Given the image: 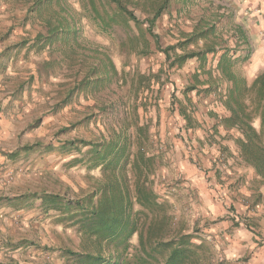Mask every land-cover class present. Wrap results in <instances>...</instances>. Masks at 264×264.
Here are the masks:
<instances>
[{
  "label": "rangeland",
  "instance_id": "rangeland-1",
  "mask_svg": "<svg viewBox=\"0 0 264 264\" xmlns=\"http://www.w3.org/2000/svg\"><path fill=\"white\" fill-rule=\"evenodd\" d=\"M162 1L127 0V3L134 14L144 20L153 15ZM12 2L0 0V54L9 44L20 43L23 38L33 39L43 29L38 21L25 20L23 3ZM202 16L207 18L209 24L217 21L219 32L222 30L228 45L234 49L231 53L238 57L248 55V59L238 63L237 68L252 83L264 71V0H170L168 8L162 12L153 28L159 36L161 47L176 43L183 36L182 33L191 32ZM130 25L135 36L146 24L140 26L131 21ZM85 26L90 40L106 49L118 71L121 74L123 71L131 72L130 82L134 74L150 72L156 75L151 80L150 90L145 92L147 100H142L144 107L142 101H138L140 106L130 116L138 121V126H146L148 140L142 144L146 145L147 152L155 153L158 157L149 180L158 195L172 203L174 230L183 229L194 236L195 243L202 244V264H250L254 251L258 247L262 250L264 245V226L259 223L264 216V191L261 190V198L256 196L257 175L239 158L235 142L228 137L221 138L220 134H225L222 126L218 128L219 136H215L219 117L227 114L218 94L203 92L206 85L188 90L187 86L194 81L193 75L197 71L202 79L206 78L204 71L199 70L197 58L171 67L165 54L157 48L155 38L148 33L146 37L151 54L139 56L128 51L126 43L129 38L122 23H115L114 32L108 35L101 34L94 21H85ZM138 41H142L141 37ZM31 44L33 40L20 50L15 48L14 52L19 53L14 59L0 56V102L4 101V111L9 114L6 125H1L0 146L8 151H16L18 146L41 140L46 149L27 153L22 148L16 158L9 157L2 171L0 263L14 258L20 264H68L61 248L77 246L79 238L76 229L56 225L41 210L39 201L29 202L23 197L41 190L47 173H54L75 191L85 187L84 169L71 164L77 151H65L62 147L68 136L84 133L85 127L71 129L66 134H57V130L62 125L67 126L82 119L98 102L80 96L62 110L51 112V106L57 102L63 89L52 83L56 78L53 77L55 72L47 73L43 69L42 63L49 57L48 50H31ZM59 75H63V71ZM130 85L126 82L115 83L113 89L118 91L117 97L126 101ZM3 87L5 89L1 90ZM185 95L191 101H186ZM131 99L136 101L134 97ZM182 106L193 116L191 122L180 114ZM122 110L123 114H129L126 107ZM39 117L41 122L36 126L34 121ZM136 128L134 123L130 129L134 149L139 144L136 142ZM89 135L86 134L87 137ZM208 153L213 154L209 166L201 160ZM214 157L216 160H213ZM186 161L196 165V175L184 173L181 163ZM222 165H226L229 171L224 172ZM233 166L237 167L234 170L242 180L236 181V191L244 185L247 188L246 195L244 190L241 191L244 196L240 197V202L237 199L233 202L235 195H231L234 189L229 178L234 173ZM246 180L252 187L245 184ZM251 188L255 192H250ZM213 205L220 206V211L212 210ZM225 221H231V226L226 227ZM237 227L253 230L257 245L255 250L247 251L233 261L227 258L223 250V240L225 234H232ZM259 260L261 262L262 258Z\"/></svg>",
  "mask_w": 264,
  "mask_h": 264
},
{
  "label": "trees",
  "instance_id": "trees-1",
  "mask_svg": "<svg viewBox=\"0 0 264 264\" xmlns=\"http://www.w3.org/2000/svg\"><path fill=\"white\" fill-rule=\"evenodd\" d=\"M8 1L23 3L25 20L38 21L43 29L33 39L23 38L20 43L9 44L0 56L14 59L19 53L14 49L26 47L31 40V50H48L43 69L47 73L55 72L52 83L63 89L51 106V112L62 110L80 96L98 102L82 119L57 130V134H66L71 129L85 127L84 133L68 136L62 144L65 151H77L71 164L84 169L85 187L75 191L54 173H47L42 189L23 197L29 202L39 201L41 210L56 225L76 229L77 246L61 248L68 264H202V244L195 243L191 233L174 230L173 205L158 195L149 180L158 157L147 152L146 145L142 144L148 140L146 126H138V121L130 116L140 106L139 102L147 100L145 92L150 90L151 80L156 75L134 74L130 82L131 72L121 74L106 49L90 40L85 21H94L100 33L106 35L114 32L115 23H122L129 38L128 51L139 56L151 54L148 33L155 38L157 48L165 54L171 67L197 58L199 70L204 71L206 78L202 79L197 71L187 88L190 91L206 85L203 92L218 94L227 114L219 117L215 136H219L218 128L222 126L225 134H220L221 138L228 137L235 142L239 158L257 175L255 194L258 198L264 191V71L249 83L237 68L248 55L238 57L231 53L234 49L228 45L222 30L219 32L217 21L209 24L204 16L191 32L182 33L176 43L162 48L153 28L170 0H163L153 15L144 20L128 7L127 0ZM131 21L146 25L134 36ZM60 71L63 75L57 76ZM122 82L131 83L126 101L117 97L118 91L113 89L115 83ZM122 99L124 101H120ZM185 99L191 101L187 95ZM141 105L144 107L145 103L142 101ZM125 107L129 114L122 113ZM179 112L187 122L193 120L185 106L180 107ZM40 122L41 117L34 124L37 126ZM134 123L139 143L136 149L130 132ZM44 144L38 140L22 148L33 153L46 149ZM15 205L21 206L20 203ZM0 264L20 263L12 258Z\"/></svg>",
  "mask_w": 264,
  "mask_h": 264
},
{
  "label": "crops",
  "instance_id": "crops-1",
  "mask_svg": "<svg viewBox=\"0 0 264 264\" xmlns=\"http://www.w3.org/2000/svg\"><path fill=\"white\" fill-rule=\"evenodd\" d=\"M1 73L3 74V72H1ZM4 89H5V87H3L1 90H4ZM4 107H5L4 101L0 102V130H1V125L3 127L8 122L7 118H8L9 114L6 111H4ZM22 147L18 146V148H16V151H8V150H6V148H4V146H2V147L0 146V179H1L2 175H3L2 171H3L4 167H6L7 162L10 160L9 157L12 156V157L16 158L17 155L15 156L14 153H16L18 151H21ZM196 151L197 150H195V152ZM212 153H214V152H212ZM211 157L213 158V154L208 153V155L203 156L201 160L205 163V165L209 166V164H210L209 159ZM5 159H7V160H5ZM204 159H207V161L205 162ZM213 160H216L215 157H214ZM228 160H229V158H228ZM181 165L184 168L183 169L184 173L186 171L188 175H190V174H193V175L195 174L196 175L197 174V168H196L195 164H191V163H188L186 161V162H184V164L182 162ZM225 167H226V165H222L221 166V168L224 170V172H225V170L228 172L229 169H227V167L226 168ZM235 168H237V167L233 166L232 171L234 173L231 175V178H229V180L233 183V189H234L233 191H231L232 192L231 195L232 194L235 195V197H232L233 202H235L236 199H237V202H240L239 201L240 197L244 196L241 193V191L244 190V193H245V191H247L246 190L247 188L244 185V186L239 187L237 189V191H236V187L234 185L236 184V181L238 183L241 179L239 178L240 174L236 170H234ZM241 182H242V180H241ZM245 184L246 185H250L248 180L245 181ZM250 186L252 187V185H250ZM0 188H2V184L1 183H0ZM249 191L250 192H255V189L251 188ZM245 195H246V193H245ZM212 210L219 212L220 211V206L218 207L216 205H213V209ZM259 223H260V225L264 226V216L262 217V220ZM230 224H231V221H225L224 225L226 227H229V226H231ZM225 236H226V238H225V240H223V243H224L223 250L226 252V255H227L228 259H231V260L234 261L235 259L240 258L242 256V254L246 253L247 251L251 252V251L256 249V245H257L256 237L257 236L253 232V230H248V229H244L242 227H237V228L233 229L232 234H228V235L225 234ZM225 243H226V245H225ZM257 252H259V253H257ZM260 258H262L261 262L259 260ZM249 263L250 264H264V245L262 246V250L259 249V247H258V249H256L254 251V254L252 255L251 259L249 260Z\"/></svg>",
  "mask_w": 264,
  "mask_h": 264
}]
</instances>
